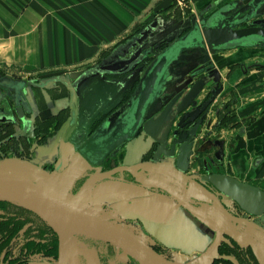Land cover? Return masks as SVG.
Segmentation results:
<instances>
[{"label": "rangeland", "instance_id": "obj_1", "mask_svg": "<svg viewBox=\"0 0 264 264\" xmlns=\"http://www.w3.org/2000/svg\"><path fill=\"white\" fill-rule=\"evenodd\" d=\"M224 1L227 2L228 0H168L165 4L167 5L166 9L162 10L161 14H155V18L152 19V22L157 19V21H159L158 25L155 29L151 30L148 39L142 46H154L158 51H161L174 41L178 33L190 29L194 21L199 20L200 13L206 9L208 4L217 7L224 3ZM165 5L163 4L161 7L164 8ZM37 32L38 30L33 28H16L6 31L3 27H0V37L10 33L13 35L14 33L17 34V38L15 39L16 44L9 50L2 52L5 54L6 60L0 61V76L6 75L35 82H41L59 76L64 78L70 77L75 80L78 78L79 74L88 68L98 65L100 60L118 45L95 47L96 49L94 52L87 55L89 58H85V54L83 53V61H80L76 58L77 56L74 53L75 50L65 45L64 41L56 46L48 37L38 36L36 34ZM256 49L260 51L259 48ZM202 52L203 51L198 52L194 50L187 51L173 64L172 71L175 80L170 84L168 93L178 89H180V92L167 102L158 100L153 106L154 116L147 121L145 130L140 132L134 142L128 143L117 156L107 160L103 166L98 169L99 171L123 163L139 162L142 156L146 161H153L169 167L172 166L169 165L170 162L165 156L162 157L163 161L155 159L154 156L155 150H157L159 146L166 147L167 145V147H170L172 145V143L166 144L164 134H155L160 125H164L165 131H168L169 135H172V138L174 137V140L181 138L185 131L182 121L184 113L177 112L178 109H180L182 100L198 82L205 80V86L202 88V90L205 91L204 97L212 89L213 91L210 92V97H213V93L218 87H222L223 89L234 88V85L230 83L231 71L224 72V70L218 66L210 73H203L195 77L192 76L194 70L203 66L208 60H213L214 58L212 54L202 56ZM153 59L154 55H150L144 62L133 68L129 73L120 76L95 74L86 79L85 84L82 82L84 86L89 84L94 78L99 79V84L91 87L86 92L85 101L87 108L93 107L94 104L105 101L107 98L102 111H100V113L95 112L92 117L94 121L93 128L98 126L109 113H111L110 116L112 119L116 118L126 105ZM261 59V57L260 59H256L255 57L250 59V61L256 60L259 62ZM127 64V62H121L111 68L122 70L128 66ZM229 68L233 71L236 66H229ZM208 78H213V81L207 83L206 79ZM82 85L79 87L78 92L83 88ZM240 88L241 87L238 88L237 85L226 99V103L230 102L228 104L229 109L225 110L226 115H231L233 113L234 109L231 107L233 103H235V99L241 95ZM51 93L53 94L52 98L54 100L57 99L59 101L65 99L66 103L67 99H69L70 89L61 85L58 91L52 90ZM109 96L112 97L111 101H108ZM204 97L198 102V105H200L203 100H206L207 97ZM218 98V96L215 97V101ZM54 102L55 101H53V105L55 104ZM59 103L63 104L64 101H59ZM224 104L225 103H223V105ZM213 105L215 106V104ZM49 107L50 104L47 105L45 102L40 101L41 112L40 116L37 118L39 124L37 132L38 137L41 136L43 132L49 131L50 129L49 122L51 121H48L47 118L52 112H50ZM194 107L195 105L188 108L187 112L194 110ZM221 107L222 105L219 109H222ZM5 109L9 110L8 108ZM54 111L55 110H53V112ZM13 112L15 120L21 122L23 117L22 113L17 112V110ZM9 113H11V111H9ZM98 114H100L101 118H98ZM202 114L197 120L203 116ZM221 114L223 115L224 112ZM68 115L69 110L62 112L59 115V121L61 122L68 117ZM205 117L206 114H204V118ZM175 132H177V135H175ZM7 134L10 135V137L0 129V160L8 157H18L29 160L35 159L32 149L33 145L38 141H29L28 138H25L22 143H19L17 140H14L15 135L12 136V130L9 127L7 129ZM11 136L14 139H11ZM151 141L152 148L150 152L142 155L144 147L147 143L151 144ZM177 147L179 146L177 145ZM66 164L67 162L65 161L62 169ZM174 165L175 167L172 166V168H174L173 171L153 166L145 170V173L152 178L165 181L177 188L187 190L196 198L206 199V203L208 204H215L222 208L225 206L223 200L226 201V196L224 193L218 194L217 197H213V199L208 195V186L206 189L200 188L199 182L192 181L191 177L182 175L178 171L177 164L175 163ZM46 170L49 172L54 171L51 166L47 167ZM91 174L92 172L90 171L86 172V174L82 172L76 176L75 182L67 181L66 187L71 198L74 199V202L85 210L94 212L103 218H107L127 228L145 240L165 257L182 264H264V257L261 253L263 250V245H261V243L264 244V236H261L256 229L247 230L246 228H244L242 232H246L245 234L247 237L241 236L236 229H233L232 224L227 227L226 224H228V221L223 219L220 221V226L226 227L227 232L225 235L218 234L217 231H215L216 228L218 229L216 225L217 227L214 230L216 241L208 251L199 252L193 249H186L185 246H183L185 248H181L180 245H169L170 243L167 245L161 233L167 232L168 228H172L173 224H175L176 219L181 218L178 211L174 209L172 205L158 204V195L147 192L143 187H133L135 188L133 189L132 187H126L124 184L117 185L113 183L102 185L100 188L94 190L90 197L79 198V196L85 193L83 181ZM150 194L152 195L149 196ZM5 213L13 215L17 213L18 216L23 218L22 228L24 229L23 234L25 233L23 235V243H28L27 245L29 248L27 251L30 257V260L27 261L28 263L25 262L23 264H69L70 262L74 263L76 260H81L83 263V259H85V264H111L107 262V258L114 260L116 262L114 264H139L135 258L126 254L122 249L99 238H91L82 234L78 235V233H68L67 235L63 233L62 228L61 233L57 232L58 226L55 228L51 221L41 216H36L24 206L0 195V216ZM29 222H33L34 229L28 228L31 226H29ZM223 236L227 237L229 241L225 242ZM30 237L33 239L25 242L26 238ZM60 237L63 238L64 241L72 237L74 243L62 246ZM248 238H254L261 243L257 246ZM173 240L176 241V237H174ZM201 241L203 240H199V242ZM6 245L7 244L0 242V256ZM50 245H53V247H49ZM200 247L203 249L207 248L205 244ZM87 249L92 251V256L86 258L85 251ZM221 255H229L233 257L234 260H232V262L220 261L219 258Z\"/></svg>", "mask_w": 264, "mask_h": 264}, {"label": "crops", "instance_id": "obj_2", "mask_svg": "<svg viewBox=\"0 0 264 264\" xmlns=\"http://www.w3.org/2000/svg\"><path fill=\"white\" fill-rule=\"evenodd\" d=\"M167 1L0 0V27L6 31L16 28L36 29L38 36L48 37L56 46L64 41L65 45L75 50L77 60L83 61V53L85 58H89L87 55L94 52L98 46L119 45L138 32L146 30L154 22L158 25L159 21L155 19L152 22V19L155 18V14H161L162 10L166 9ZM230 1L232 0L224 1L221 5ZM163 4L164 8L161 7ZM16 38V33L0 37V61L6 60L2 52L15 45ZM212 55L216 68L218 66L224 72L235 73V79L232 78L235 80L234 88L237 85L238 88L241 87V95L236 96V101L231 107L234 111L229 116V120L219 127L216 111L220 106L212 105L193 143L183 151H178L177 145L173 146L171 156L165 157L169 160V165L175 167L174 164H177L178 171L182 175L199 182L200 188L206 189L208 186L207 192L212 198L224 193L226 201L223 200L225 204L223 208L236 214L241 220L238 225L228 221L227 227L232 224L233 229L239 234L244 228L256 229L261 236H264V46H238ZM255 57L262 59L259 62L250 61ZM229 66L236 68L232 71ZM240 76L241 78L238 79ZM211 81L213 78L206 79L207 83ZM98 84L99 81L93 86ZM204 95L205 91L202 90L195 102H200ZM59 101L64 103L60 104ZM59 101L56 99L54 102L55 111L67 107L70 99H67L66 103L65 99ZM223 112L225 113V110ZM165 130L164 125L161 124L155 134H164L166 144L172 143L174 137L172 138V135ZM150 137L152 138L151 135ZM38 138L39 143H36L33 151L35 159L31 161L40 166L53 163L68 144L61 134V129L50 128ZM149 145L147 143L145 147ZM194 156L197 158L195 159ZM205 176L225 177L240 182L249 193L246 196L247 202L252 203L257 212L250 213L242 208L234 191L219 189L209 180L201 181ZM111 183L124 184L132 188L143 187L147 192L158 195V204L172 205L178 211L181 218L176 219L175 224L172 228H168L167 232L161 233L167 245L170 243L169 245H180L181 248L203 252L208 251L215 243L214 232L217 231V226L214 214L201 211L193 213L171 196L139 186L134 182L108 180L100 183L97 189ZM190 194L193 196L192 193ZM196 199L206 202V199ZM174 237L176 241L173 240ZM248 239L257 246L261 243L254 238ZM199 240L203 241L199 242ZM204 244L207 246L206 249L200 247ZM261 245H263L261 253L264 257V244Z\"/></svg>", "mask_w": 264, "mask_h": 264}, {"label": "water", "instance_id": "obj_3", "mask_svg": "<svg viewBox=\"0 0 264 264\" xmlns=\"http://www.w3.org/2000/svg\"><path fill=\"white\" fill-rule=\"evenodd\" d=\"M208 5V8H212V12L209 15L194 21L190 29L184 34H179L171 44L167 45L161 51H155L154 48L151 47L144 50L141 55L136 60L129 63L125 69L113 70L106 68V66L116 62L130 59V55L143 45L148 39L151 30L156 28L157 23L154 22L146 30L138 32L125 42L119 44L99 65L85 70L75 81L71 82L74 87H79L86 78L92 76L94 73H127L131 71L135 65L141 63L144 58L148 57L149 54L154 55L153 61L150 63L144 76L137 84L136 89L115 120H104L91 136L83 139L81 144L78 143V139L75 141V145H72L73 156L71 155L72 157L68 158L69 164L63 173L57 170L49 172L44 167L28 159L18 157L2 159L0 160V195L24 206L51 222L58 214L74 218L92 230L97 238L122 249L126 254L135 258L139 264H182L165 257L145 240L127 228L107 218H103L94 212L79 207L72 200L40 192L21 190L14 184L1 180L7 177L38 178L54 176H59L66 181L74 180L76 176L75 173H77L83 165H88L89 168L99 166L109 156H115L125 144L134 142L139 132L145 130L147 121L154 116L153 106L158 100L167 102L177 96L180 89L174 90L171 93H168V89L170 84L175 80L172 71L173 64L180 59L183 53L190 50L198 52L203 51L201 53L203 56L215 54L218 51L229 50L238 46H264V0H232L214 9L212 4ZM215 69V63L210 59L204 63L203 66L194 70L192 76L195 77L203 73H210ZM0 83L16 89V104H19V99H23L24 87L27 82L13 80L9 76H3L0 78ZM230 83L234 85L235 80H230ZM45 84L46 83H43L41 85ZM90 86L91 84L88 87ZM204 86L205 80L198 82L182 100L180 109H178L177 113H184L182 121L185 131L181 138L172 142L170 147H167V145L166 147L159 146V148L155 150L154 155L157 160H161L162 156H171L173 146L175 147L178 145V151H183L189 144H192L200 125L204 121V114L207 115L213 104L219 105L222 103L223 105L227 97H229V94L234 90V88L223 89L222 87H218L213 93V97H210V92L213 91L212 89L206 94V100H203V102L198 105L195 99ZM84 92L85 90L81 92L79 96L81 107L79 117H82ZM217 96L219 98L215 101V97ZM223 100L225 102H223ZM194 105V110L187 112V109ZM201 114L203 116L197 120ZM81 123L80 119V124L74 133V137L81 129ZM191 124L194 125L190 127ZM85 126H87V124H85ZM175 135H177V132H175ZM74 150H76V152H74ZM194 158L196 159L197 156H194ZM143 164L144 162L139 164L123 163L109 170L94 174L85 182L84 187L91 196L100 183L111 179L117 173L128 171L136 177L139 184L148 188L165 191L191 212L195 213V211H201L214 214L216 216L218 234L225 235L226 233L225 227L220 226V219L232 222L234 225L241 222L238 216L228 212L221 206L199 201L187 190L177 188L165 181L142 175L138 172V169ZM150 164L155 167L171 171L174 170V168L163 164L151 162ZM122 179V176L117 177V180ZM204 180H209L219 189L234 191L242 208L250 213L257 212L253 208V204L247 202L246 196L249 193H247V189L240 182L225 177L210 176H205ZM85 195L86 193L79 196V198ZM240 234L246 236V234L242 232H240ZM223 239L226 242L229 241L225 236H223ZM221 257L234 260V258L229 255H222Z\"/></svg>", "mask_w": 264, "mask_h": 264}, {"label": "flooded vegetation", "instance_id": "obj_4", "mask_svg": "<svg viewBox=\"0 0 264 264\" xmlns=\"http://www.w3.org/2000/svg\"><path fill=\"white\" fill-rule=\"evenodd\" d=\"M208 6L209 5H207L206 9L200 13V18L203 17V16L205 17V16L209 15L212 12L211 11L212 8H208ZM186 31L187 30H183L182 32L178 33L176 38L179 36V34H181V33L184 34ZM117 46H115V47H117ZM142 47L143 46H141L140 48H138L136 50V52L131 54L130 55V59H128L126 61H121V62H127L129 64L132 61L136 60L141 55V53L144 50L149 49L151 47H153L155 51H158L154 46H146V47H143V48ZM113 49L105 57H107L113 51ZM150 55H152V54H149V56ZM105 57H103L100 60L99 64L101 63V61ZM148 57L144 58L142 62H144ZM121 62H116V63H114L112 65L106 66V68H110V69L115 70L114 68H111V67L115 66V65H118ZM141 63H139V64H141ZM139 64L135 65L133 68H135ZM129 72H127V73H129ZM81 74H79V76ZM95 74H97V73H94L93 75H95ZM105 74L106 75H111V76L112 75H115V76L122 75V74H109V73H105ZM123 74H125V73H123ZM98 75H101V74H98ZM231 75L232 76L234 75V76L231 77ZM231 75H230V77H231L230 80L232 78L235 79V73L232 72ZM3 76H6V75H2V76H0V78L3 77ZM92 76H90V77H92ZM9 77H11V76H9ZM11 78L13 80H17V81H26L27 84L24 87L23 99L22 98L19 99V104H16V96H15V94H17L16 89L14 87L6 86V85L0 83V129H2V131L4 133H6V135H8L7 134V129H8V127L11 128L12 136L15 135V139L12 136H11V139L17 140L19 143H22L25 138L26 139L28 138L29 141H38L37 143H39V138H38V134H37L38 125L39 124H38V119L37 118L40 116V112H41L40 111V101H42V102H45V104H47V105L50 104L49 110H50V112H52L51 115H50L52 117L49 116L47 118L48 121H51V122H49V128L61 129V134L68 141L67 146L62 150L60 156L53 163L46 164V166H42L45 169H47V167L51 166L52 169H54V171L57 170L60 173H63L65 168L69 164L68 158L73 156L72 145L73 144L75 145V141L78 139L79 140L78 143L81 144L83 142V139L85 137L91 136L92 133L104 122V120H106V119H110L111 121L115 120V119L111 118V116H110L111 113H109L100 122V124L98 126L93 128V122L94 121H93L92 117L94 116L95 112L100 113V111H102V109L104 108L103 106H104V104H105V102L107 100V98H106L105 101H102V102H99L97 104H94L93 107H89V108L86 107V101H85L86 92L91 87H93V85L99 80L98 78H94V80H92L89 84L84 85V86L81 83L80 86L82 85L83 88L80 90V92H78L80 86L79 87H74L72 85V83H71V82L75 81L76 79L73 80L70 77H66V78L61 77V76L52 77V78H49V79L41 81V82L30 81V80H27V79H17V78H13V77H11ZM88 78H86V79H88ZM240 78H241V76L238 77V79H240ZM86 79L83 81L84 84H85ZM43 83H46V84L45 85H41ZM90 84H91V86L88 87ZM61 85L64 86L65 88H69L70 89L69 105L67 107H65L64 109H60L57 112L56 111L53 112V110H54L53 101H55V100L52 98L53 94L51 93V91L52 90L58 91L59 90V86H61ZM84 90H85V92L83 94L82 117H79V114L81 112L79 96H80V93L83 92ZM111 99H112V97L109 96L108 97V101H111ZM11 100H12V104H11ZM223 102H225V101L223 100ZM229 103L225 102L224 105H222V103L219 104V106L222 105V107H221L222 109H218L216 111V114H218V117H219L217 125H219L222 122L223 119L228 118L230 116V115L226 116V112L223 115L221 114L224 110H228L229 109V105H228ZM5 108H8L9 110H7ZM15 110H17V112L22 113L23 117H22V121L21 122H18L17 120H15V116L13 115L14 114L13 111H15ZM66 110H69V115H68V117H66L64 120H62L60 122L59 121V118H60L59 115L62 112H65ZM9 111H11V113H9ZM98 118H101L100 114H98ZM80 119H81V122H82L81 123V129H80L79 133L77 135H75V137H74V133L76 132V130H77L79 124H80ZM59 124H61V125H59ZM85 124H87V126H85ZM193 125H191L190 127H192ZM51 126H53V127H51ZM141 131H143V130H141ZM140 132H139V134H140ZM139 134L137 136H139ZM8 136L10 137V135H8ZM126 145L127 144H125L122 147V149ZM151 145H152V143L149 146L144 148L143 154H146V153L150 152V149L152 148ZM35 147H36V144L33 145V149H32L33 151H34ZM76 150H74V152H76ZM117 154L115 156H117ZM115 156H109L106 160L103 161V163L101 165L96 166L94 168H89L88 165H83V167H81L80 170L77 173H75V175L78 176L82 172H83V174L84 173L86 174V172H89V171L92 172V174L89 175L88 177H86L85 180L83 181V186H84L85 182L91 176H93L94 174H97V173H100L102 171L109 170L110 168H112V167H107L106 169H101L100 171L98 170L101 166H103V164L107 160H109L110 158H113ZM23 159H25V158H23ZM65 161L67 162V164L62 169ZM143 162H144V164L138 169V172H140L142 175L148 176L145 173V170H147L148 168L154 166V165H151L150 162L151 163H156V162L146 161L143 158V156H142V159L139 162L128 163V164H139V163H143ZM157 164H159V163H157ZM76 176H75L74 180H72V181L75 182ZM121 176L123 178L122 179L123 181H128V182H131V181L133 182L134 181V183H136V184H138L140 186H143V185L139 184L137 182V180H136V177L132 173H130L128 171H125L123 173H117L111 179H108V180H117V177H121ZM201 181L207 182L208 180H202L201 179ZM146 188H148V187H146ZM150 189H155V188H150ZM155 190H158V191L170 196L168 193H166L163 190H160V189H155ZM85 193H86V195L84 197H90V195L87 192L86 188H85ZM32 213L35 214L36 216H39L38 214H36L34 212H32ZM29 223H30L29 226L30 225L31 226L28 227V228H33L34 229L33 222H29ZM238 224L239 223H237V225ZM22 225H23V218L18 216L17 213H15L14 215L13 214H9V213L8 214L5 213L4 215L0 216V234H1L0 242H2L3 244H7L4 247V251H3V253L0 256V264H23V263L27 262L28 260H30L29 252L27 251V249L29 248L28 245H27L28 243H23V241H24L23 235L25 233L23 234V230L24 229L22 228L23 227ZM53 225H54L55 228H57L56 226H58V231L57 232L61 233L62 225H59L57 223H53ZM32 239L33 238H31V237L30 238H26L25 242L29 241V240H32ZM60 241H61L62 246H65L64 243L62 242L61 237H60ZM49 247L52 248L53 245H50ZM91 256H92V251L90 249H87L85 251V257L87 258V257H91ZM59 257H61V256H59ZM106 260H107V262H109L111 264L116 263L114 260H110L108 258ZM63 264H66V263H63ZM69 264H85V259H83V263L81 262V260H76L74 263L70 262Z\"/></svg>", "mask_w": 264, "mask_h": 264}, {"label": "bare ground", "instance_id": "obj_5", "mask_svg": "<svg viewBox=\"0 0 264 264\" xmlns=\"http://www.w3.org/2000/svg\"><path fill=\"white\" fill-rule=\"evenodd\" d=\"M1 181L14 184L18 189L21 190L54 195L68 200H72L74 202V199L71 198V195L67 190V181L63 178H60L59 176L38 178L7 177L3 178ZM52 223L62 225L61 228L64 234L68 235V233H78V235L82 234L91 238H97L96 235L92 232V230H90L85 224L74 218L58 214L54 217ZM61 239L64 245L74 243L72 237H69L67 239L65 238V241L63 240V238Z\"/></svg>", "mask_w": 264, "mask_h": 264}, {"label": "trees", "instance_id": "obj_6", "mask_svg": "<svg viewBox=\"0 0 264 264\" xmlns=\"http://www.w3.org/2000/svg\"><path fill=\"white\" fill-rule=\"evenodd\" d=\"M228 120H229V117L223 119L222 122L219 124V127H220V125L222 126V125H223L226 121H228ZM228 245H229V244H228ZM229 246H230V245H229ZM218 258H219V257H218ZM219 260H220V261H225V262H232V260H230V259H225V258H222V257H220Z\"/></svg>", "mask_w": 264, "mask_h": 264}]
</instances>
